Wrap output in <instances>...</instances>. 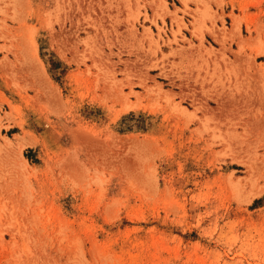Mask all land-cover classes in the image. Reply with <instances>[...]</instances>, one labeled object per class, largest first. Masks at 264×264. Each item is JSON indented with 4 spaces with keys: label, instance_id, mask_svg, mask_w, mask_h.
<instances>
[{
    "label": "rangeland",
    "instance_id": "rangeland-1",
    "mask_svg": "<svg viewBox=\"0 0 264 264\" xmlns=\"http://www.w3.org/2000/svg\"><path fill=\"white\" fill-rule=\"evenodd\" d=\"M0 264H264V0H0Z\"/></svg>",
    "mask_w": 264,
    "mask_h": 264
}]
</instances>
